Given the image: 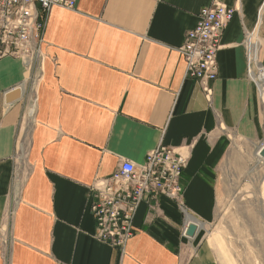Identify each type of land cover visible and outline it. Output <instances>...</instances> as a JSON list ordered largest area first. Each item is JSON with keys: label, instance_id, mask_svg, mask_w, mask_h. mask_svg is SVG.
<instances>
[{"label": "crops", "instance_id": "obj_1", "mask_svg": "<svg viewBox=\"0 0 264 264\" xmlns=\"http://www.w3.org/2000/svg\"><path fill=\"white\" fill-rule=\"evenodd\" d=\"M235 7L207 98L178 47L202 6ZM264 40V0H76L44 21L42 66L0 58V264H217L206 234L232 138L261 136L246 34ZM259 35V36H258ZM264 54V48H263ZM15 90L11 101L6 95ZM159 143L187 146L186 215L142 200L123 246L94 237L91 186ZM197 230L183 235L188 222Z\"/></svg>", "mask_w": 264, "mask_h": 264}, {"label": "built area", "instance_id": "obj_2", "mask_svg": "<svg viewBox=\"0 0 264 264\" xmlns=\"http://www.w3.org/2000/svg\"><path fill=\"white\" fill-rule=\"evenodd\" d=\"M75 5L76 0H0V58H17L28 68L42 66L45 18L55 6L73 10ZM235 10L216 1L202 6L195 26L185 32L178 47L184 59L185 75L200 84L207 98L211 95L210 83L217 76L216 55L222 46L221 38ZM252 37L253 31L246 34L245 40L249 74H254L259 66ZM190 146L159 143L146 154L140 166L124 160L114 172L94 182L90 205L96 227L94 237L123 248L136 232L133 217L138 204L159 195L173 201L187 215L180 178Z\"/></svg>", "mask_w": 264, "mask_h": 264}, {"label": "rangeland", "instance_id": "obj_3", "mask_svg": "<svg viewBox=\"0 0 264 264\" xmlns=\"http://www.w3.org/2000/svg\"><path fill=\"white\" fill-rule=\"evenodd\" d=\"M259 39L255 76L264 72V40ZM260 107L259 139L232 138L219 166L216 217L206 234L217 264H264V158L256 154L264 143L263 97Z\"/></svg>", "mask_w": 264, "mask_h": 264}, {"label": "water", "instance_id": "obj_4", "mask_svg": "<svg viewBox=\"0 0 264 264\" xmlns=\"http://www.w3.org/2000/svg\"><path fill=\"white\" fill-rule=\"evenodd\" d=\"M18 96H19V91L15 90V91L10 92L6 95V100L11 101V100L17 98ZM257 154L259 157L264 158V143L259 147ZM196 230H197V225L192 221L188 222L185 229H184L183 235L191 238L194 236Z\"/></svg>", "mask_w": 264, "mask_h": 264}, {"label": "bare ground", "instance_id": "obj_5", "mask_svg": "<svg viewBox=\"0 0 264 264\" xmlns=\"http://www.w3.org/2000/svg\"><path fill=\"white\" fill-rule=\"evenodd\" d=\"M217 63V62H216ZM253 75V76H252ZM250 76L254 77L255 79H258V83L260 86L261 94L264 99V72H259L256 76L254 74H250ZM257 154V153H256ZM258 155V154H257Z\"/></svg>", "mask_w": 264, "mask_h": 264}]
</instances>
